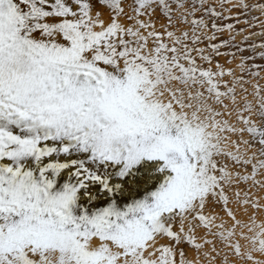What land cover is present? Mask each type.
<instances>
[{"label":"snow or ice","instance_id":"snow-or-ice-1","mask_svg":"<svg viewBox=\"0 0 264 264\" xmlns=\"http://www.w3.org/2000/svg\"><path fill=\"white\" fill-rule=\"evenodd\" d=\"M0 264H264V0H0Z\"/></svg>","mask_w":264,"mask_h":264},{"label":"rangeland","instance_id":"rangeland-1","mask_svg":"<svg viewBox=\"0 0 264 264\" xmlns=\"http://www.w3.org/2000/svg\"><path fill=\"white\" fill-rule=\"evenodd\" d=\"M223 38H226V37H222V39H223ZM244 55H245V56H248L249 53H248V52H245ZM257 63H262V61H257Z\"/></svg>","mask_w":264,"mask_h":264}]
</instances>
